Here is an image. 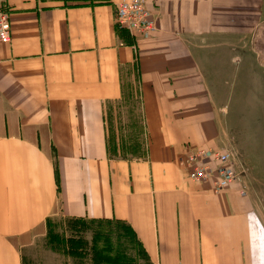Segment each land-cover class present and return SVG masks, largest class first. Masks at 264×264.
<instances>
[{"label": "crops", "instance_id": "obj_1", "mask_svg": "<svg viewBox=\"0 0 264 264\" xmlns=\"http://www.w3.org/2000/svg\"><path fill=\"white\" fill-rule=\"evenodd\" d=\"M122 1L6 0L0 264H22L18 243L55 215L125 224L152 264H264L253 188L216 194L176 163L190 143L232 137V80H244L240 97L264 98V0H146L156 32L137 38L115 23ZM126 75L144 129L138 159L107 149L104 108Z\"/></svg>", "mask_w": 264, "mask_h": 264}, {"label": "rangeland", "instance_id": "obj_2", "mask_svg": "<svg viewBox=\"0 0 264 264\" xmlns=\"http://www.w3.org/2000/svg\"><path fill=\"white\" fill-rule=\"evenodd\" d=\"M243 81H231L236 86L231 91L233 95L227 98L230 99L228 108L232 109L227 115L232 137L216 148L190 143L185 146L188 152L185 150L176 163L186 175L179 161L192 150L228 152L237 173L229 187L237 181L240 190L253 188L255 199L264 208V98L240 97L242 90L238 86ZM258 106L262 111H255ZM104 121L110 157L138 159L144 155L139 95L132 76H125L120 100L106 104ZM226 189L215 193H224ZM18 248L22 264H152L131 230L114 220L68 219L55 215L21 240Z\"/></svg>", "mask_w": 264, "mask_h": 264}, {"label": "built area", "instance_id": "obj_3", "mask_svg": "<svg viewBox=\"0 0 264 264\" xmlns=\"http://www.w3.org/2000/svg\"><path fill=\"white\" fill-rule=\"evenodd\" d=\"M114 20L119 28L127 30L134 38L150 36L156 32V24L148 11L146 0H127L116 4ZM9 8L6 0H0V44L11 40ZM231 162L226 151L192 150L179 161L186 171V179L192 182H210L214 192L229 186L237 178L236 170L227 168Z\"/></svg>", "mask_w": 264, "mask_h": 264}]
</instances>
